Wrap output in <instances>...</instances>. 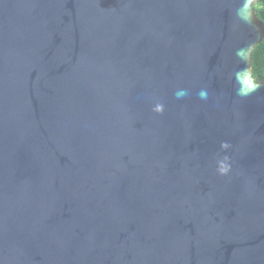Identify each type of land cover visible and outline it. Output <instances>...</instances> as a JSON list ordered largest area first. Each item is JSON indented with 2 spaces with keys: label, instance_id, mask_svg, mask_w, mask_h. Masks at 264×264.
<instances>
[{
  "label": "water",
  "instance_id": "95a60500",
  "mask_svg": "<svg viewBox=\"0 0 264 264\" xmlns=\"http://www.w3.org/2000/svg\"><path fill=\"white\" fill-rule=\"evenodd\" d=\"M263 37L249 0H0V264H264Z\"/></svg>",
  "mask_w": 264,
  "mask_h": 264
},
{
  "label": "clouds",
  "instance_id": "9594fccd",
  "mask_svg": "<svg viewBox=\"0 0 264 264\" xmlns=\"http://www.w3.org/2000/svg\"><path fill=\"white\" fill-rule=\"evenodd\" d=\"M250 7H260L264 6V0H249ZM253 49H240L237 51L236 56L242 67L234 72V80L237 86V92L241 95L249 94L251 91H255L257 88L264 84V66H261L259 69L251 62V57ZM243 82L245 87L241 89L240 85ZM177 97H182L186 95L184 91H178L176 93ZM201 98H206L207 93L201 91L199 93ZM159 111L160 109L157 108Z\"/></svg>",
  "mask_w": 264,
  "mask_h": 264
},
{
  "label": "trees",
  "instance_id": "16d2710c",
  "mask_svg": "<svg viewBox=\"0 0 264 264\" xmlns=\"http://www.w3.org/2000/svg\"><path fill=\"white\" fill-rule=\"evenodd\" d=\"M256 14L260 20L264 23V6L255 7ZM252 53V63L259 69L264 66V37L263 39L254 47Z\"/></svg>",
  "mask_w": 264,
  "mask_h": 264
}]
</instances>
